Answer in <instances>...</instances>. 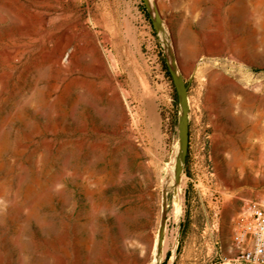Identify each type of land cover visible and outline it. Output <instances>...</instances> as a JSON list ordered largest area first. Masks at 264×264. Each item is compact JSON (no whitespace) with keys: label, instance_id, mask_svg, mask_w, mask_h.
<instances>
[{"label":"rangeland","instance_id":"1","mask_svg":"<svg viewBox=\"0 0 264 264\" xmlns=\"http://www.w3.org/2000/svg\"><path fill=\"white\" fill-rule=\"evenodd\" d=\"M263 197L264 0H0V264H227Z\"/></svg>","mask_w":264,"mask_h":264},{"label":"built area","instance_id":"2","mask_svg":"<svg viewBox=\"0 0 264 264\" xmlns=\"http://www.w3.org/2000/svg\"><path fill=\"white\" fill-rule=\"evenodd\" d=\"M231 249L227 264H264V197L244 204Z\"/></svg>","mask_w":264,"mask_h":264},{"label":"bare ground","instance_id":"3","mask_svg":"<svg viewBox=\"0 0 264 264\" xmlns=\"http://www.w3.org/2000/svg\"><path fill=\"white\" fill-rule=\"evenodd\" d=\"M60 53H61V50H57L55 57L57 58L60 55ZM103 67H104L103 62L98 61L96 65V70L102 71ZM257 133H259V130L257 128H254L253 130L249 131L247 135L253 136ZM231 154H232L231 158L227 161L228 175H230L231 177H235L236 179L237 178L240 179L241 177L246 176V175H252L255 172L256 168H260V166H262L263 160L259 156L261 155L259 149H257V151L246 150V146H242V150H236V151L233 150ZM181 163H182V160H181V155L179 153L174 163L173 168L174 169L179 168ZM174 188L175 190L172 196V208L170 211L172 215V220L173 218L174 219L178 218L177 216L179 215L181 211L180 206H181V200H182V196L180 193V184L177 183ZM164 243L166 245V242ZM157 249L155 248V246H152V245L150 246L149 251L152 252L153 257H155ZM132 264H135V262H133Z\"/></svg>","mask_w":264,"mask_h":264},{"label":"water","instance_id":"4","mask_svg":"<svg viewBox=\"0 0 264 264\" xmlns=\"http://www.w3.org/2000/svg\"><path fill=\"white\" fill-rule=\"evenodd\" d=\"M170 72V70H169ZM171 78H172V82L174 84H177L179 82H177V79L175 78V76L170 72ZM175 91L176 93L180 95V100L183 103L184 102V88L182 87V85H180V87L175 86ZM179 132H180V137H181V158L182 160H184V156L186 153V149H187V121H186V113L184 112L180 123H179Z\"/></svg>","mask_w":264,"mask_h":264},{"label":"trees","instance_id":"5","mask_svg":"<svg viewBox=\"0 0 264 264\" xmlns=\"http://www.w3.org/2000/svg\"><path fill=\"white\" fill-rule=\"evenodd\" d=\"M162 67L164 68L167 76L170 78V80L172 81L169 69L167 68L165 61H162ZM173 104H177V97H176V91H174V98H173ZM184 160H186V154L184 156ZM166 256H168V253L166 254Z\"/></svg>","mask_w":264,"mask_h":264}]
</instances>
